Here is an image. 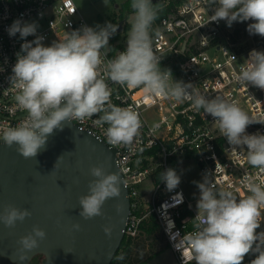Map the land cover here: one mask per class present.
I'll list each match as a JSON object with an SVG mask.
<instances>
[{
  "label": "clouds",
  "instance_id": "obj_1",
  "mask_svg": "<svg viewBox=\"0 0 264 264\" xmlns=\"http://www.w3.org/2000/svg\"><path fill=\"white\" fill-rule=\"evenodd\" d=\"M204 2L217 5L209 21L224 20L228 27L233 22L252 21L248 33L264 37V0ZM130 6L133 12L128 18L127 46L113 58H108L112 50L109 39L117 30L112 23L82 26L66 32L50 46H45L43 36L36 35V22L17 19L12 23L7 29L10 37L19 33L21 39L30 35L36 38L21 45L10 76L11 88L17 93L16 106L26 116L15 126L0 125V141L8 147L15 145L25 159H35L56 130L62 131L73 120L90 119L101 127L108 145L130 148L141 135L142 121L132 107L112 102L111 83L141 89L146 99L189 101L196 111L203 109L231 145L247 147V162L264 173V134H246L249 125L264 124V120L250 117L237 102L223 95L207 99L192 84L174 81L169 69H161V58L153 48L152 29L160 7L152 0H131ZM233 78L246 87L251 84L264 90V51L253 49ZM95 115L97 119H93ZM90 175L94 179L89 182L88 194L79 197L80 216L85 220L103 216L105 202L121 196V185L126 188L121 175L106 171L103 165L93 166ZM160 179L169 191L180 183V176L172 168ZM197 186L200 196L191 221L193 229L177 245L184 264L193 260L196 264H242L250 252L258 253L251 264H264V232L256 231L264 221V181L245 177L247 195L243 197L231 188L217 187L207 176ZM122 210V205L116 206L117 213ZM30 215L27 209L9 205L0 214V221L11 229ZM73 227L79 230L80 226ZM103 231L111 237L113 229L106 225ZM45 236L43 229L34 226L31 233L20 237L18 259L26 260L27 253L39 247ZM185 251L190 259H186ZM124 258L122 254L116 256L117 260Z\"/></svg>",
  "mask_w": 264,
  "mask_h": 264
},
{
  "label": "built area",
  "instance_id": "obj_2",
  "mask_svg": "<svg viewBox=\"0 0 264 264\" xmlns=\"http://www.w3.org/2000/svg\"><path fill=\"white\" fill-rule=\"evenodd\" d=\"M175 1L153 33V48L161 58V69H169L174 81L192 84L207 99L223 95L237 102L250 117L264 120V90L251 84L246 87L233 78L250 52L258 48L241 50L238 43L231 41L224 20L209 21L215 10H209L204 0ZM17 19L22 23L36 22V35L45 38V46H50L66 32L87 26L74 0H0V125L15 126L26 116L16 106L17 93L11 88L10 76L21 45L35 40L36 36L21 39L17 33L10 37L7 29ZM126 46L125 41L116 52L111 50L108 58L125 51ZM110 87L112 102L132 107L142 121L141 135L130 148L108 145L101 127L90 119L72 122L109 148L116 149V163L126 181L130 200L125 236L136 237L142 220L154 213L177 263L184 264L177 245L193 229L191 221L197 213L200 192L196 198H190L180 183L169 191L160 179L161 174L179 160L193 161L202 182L207 176L217 187L231 188L243 197L247 195L244 178L264 181V173L247 162L246 146L231 145L218 131L214 118L203 109L196 111L189 101L146 99L141 89L111 83ZM151 110L155 111L153 117L148 116ZM97 118L98 115L93 116ZM256 133L264 134V124L253 123L247 127L246 134ZM257 230L264 232V221ZM252 254L254 259L258 255ZM185 257L190 259L187 251ZM190 264L196 262L193 260Z\"/></svg>",
  "mask_w": 264,
  "mask_h": 264
},
{
  "label": "water",
  "instance_id": "obj_3",
  "mask_svg": "<svg viewBox=\"0 0 264 264\" xmlns=\"http://www.w3.org/2000/svg\"><path fill=\"white\" fill-rule=\"evenodd\" d=\"M99 165L124 179L116 149L73 122L56 130L35 159H25L15 145L0 141V214L9 205L31 213L11 229L0 221V264H30L36 256L42 257L41 264H111L125 236L130 200L121 185V196L105 202L103 216L90 220L80 216L79 197L88 194L94 179L90 169ZM117 205H122L120 213ZM76 224L79 230L73 227ZM106 225L113 229L111 237L103 231ZM34 226L46 236L21 262L17 242Z\"/></svg>",
  "mask_w": 264,
  "mask_h": 264
},
{
  "label": "rangeland",
  "instance_id": "obj_4",
  "mask_svg": "<svg viewBox=\"0 0 264 264\" xmlns=\"http://www.w3.org/2000/svg\"><path fill=\"white\" fill-rule=\"evenodd\" d=\"M80 15L83 17L87 26L96 27L97 25L104 26L106 23H112L120 29L119 33L121 35V39L118 43H123L127 41V34L130 30V24L128 22V18L132 13L128 15L126 20L121 21L120 12L122 10V6L128 0H74ZM159 3L167 5L169 3H175V0H156ZM252 21L245 22H233L231 27H228L226 22L224 24L226 26V30L230 33V35L234 32V29L238 25L241 26L240 38L238 42V46H251L253 45V37L254 35H250L247 31V26ZM156 22L153 24L152 32L156 31ZM259 51H264L263 47H256ZM155 115V111L151 110L148 112L149 117H153ZM172 169H174L177 174L180 176V184L185 189L187 195L190 198H196L197 194L200 192L197 183L202 182L200 174L198 172V168L193 161L188 160H179L178 162L172 165ZM147 185V183H146ZM145 185V186H146ZM142 189H145L142 186ZM148 196L146 195L145 199ZM257 233L259 230H256ZM141 237V236H140ZM144 240V243L150 244L151 240L145 235L141 237ZM155 239L157 244L161 245L165 243V240L161 238V235L156 233ZM145 252H148L145 249ZM252 253V252H251ZM41 257H35L30 264H41ZM254 259L253 254H247L242 262V264H251V261ZM146 264H178L175 258L173 251L170 248L165 249Z\"/></svg>",
  "mask_w": 264,
  "mask_h": 264
},
{
  "label": "trees",
  "instance_id": "obj_5",
  "mask_svg": "<svg viewBox=\"0 0 264 264\" xmlns=\"http://www.w3.org/2000/svg\"><path fill=\"white\" fill-rule=\"evenodd\" d=\"M153 4H158L160 7L162 4L159 1L152 0ZM131 0H128L123 4L122 10L120 12L121 21L126 20L128 15L133 12L131 9ZM174 3H169L168 5L160 8L158 19L155 21L158 23L161 17L166 14L172 7ZM209 10L216 8L217 5L211 4L207 5ZM241 26L238 25L234 32L231 34L230 39L232 42L238 43L240 38ZM121 39V35L119 33V29L117 28L115 34H113L109 39V46L112 48V52H116L119 48L122 47V43H118ZM253 45L256 47H263L264 50V37L259 35H254L253 37ZM241 50L252 47L251 46H239ZM158 233L161 235V238L165 240L164 244H157L155 239V234ZM143 235L151 240L150 244L144 243V240L141 238ZM141 236V237H140ZM169 248L168 243L166 241L165 235L160 228V224L158 223L157 217L154 213L146 216L140 225V233L132 238H127L124 236L120 247L118 248L111 264H146L156 255ZM145 249L148 252H145ZM123 255L125 258L123 260H117V255ZM249 254H252L251 252ZM41 257V256H36Z\"/></svg>",
  "mask_w": 264,
  "mask_h": 264
},
{
  "label": "flooded vegetation",
  "instance_id": "obj_6",
  "mask_svg": "<svg viewBox=\"0 0 264 264\" xmlns=\"http://www.w3.org/2000/svg\"><path fill=\"white\" fill-rule=\"evenodd\" d=\"M42 258V257H41Z\"/></svg>",
  "mask_w": 264,
  "mask_h": 264
}]
</instances>
